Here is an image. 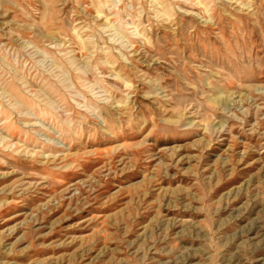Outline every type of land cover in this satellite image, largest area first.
I'll return each mask as SVG.
<instances>
[{"label":"rangeland","instance_id":"374dc122","mask_svg":"<svg viewBox=\"0 0 264 264\" xmlns=\"http://www.w3.org/2000/svg\"><path fill=\"white\" fill-rule=\"evenodd\" d=\"M0 264H264V0H0Z\"/></svg>","mask_w":264,"mask_h":264}]
</instances>
